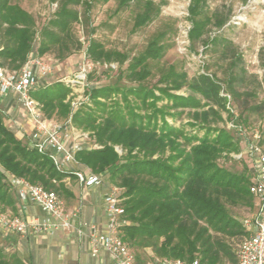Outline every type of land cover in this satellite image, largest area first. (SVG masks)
Wrapping results in <instances>:
<instances>
[{"label":"trees","instance_id":"16d2710c","mask_svg":"<svg viewBox=\"0 0 264 264\" xmlns=\"http://www.w3.org/2000/svg\"><path fill=\"white\" fill-rule=\"evenodd\" d=\"M49 1L57 5L56 10L36 30L29 12L12 0H0V65L9 72L20 71L34 53L36 38L35 54L39 57L50 53L64 60L81 47L72 27L81 22L79 7L86 13L89 2ZM207 1L189 2V41L202 40L204 44L221 48L223 54H235L231 42L221 36L202 39L209 27L221 29L228 20L227 16L209 11ZM128 2L119 0V5ZM136 2L139 9L134 17V29H140L158 15L160 5L152 0ZM163 37V33L152 37L145 49L130 60L126 53L107 50L95 40L88 42L85 51L93 62L123 65L128 61L123 77L136 82V86H89L84 94L92 105L84 102L73 113L66 101L70 89L63 83H50L30 95L41 105L43 117L54 122L70 118L77 129L88 132L89 139L97 146L77 152L75 160L90 172L105 175L108 183L121 189V205L130 222L123 228L122 238L129 243L137 262L154 258L236 264L237 247L246 234L241 220L256 208L250 192L253 169L242 167L231 171L218 161L240 152L242 139L238 129L245 121L226 105L230 101L241 102L249 82L244 71L236 73L239 59L234 58L223 87L229 100L220 94L221 83L213 77L200 74L189 81L185 72L173 66L160 75L155 86L147 88L141 83L152 74L149 61H159L165 52ZM182 88L190 94L172 93ZM113 95H120L121 101L112 100ZM129 96H133L134 103ZM163 100L166 103L158 107L157 102ZM185 109L189 110V125L202 130V135L185 134L166 121L169 110H180L178 115H181ZM263 110L262 105L256 109ZM222 112L234 124L233 132L218 126L224 122ZM259 136L258 145L264 152V130ZM115 147H120L122 153H117ZM10 177L39 184L64 201L72 196L66 181L70 184L76 180L73 173L57 170L49 154L17 138L0 109V207L15 215L17 197L9 183ZM238 209H244L245 216L239 217ZM1 239L0 234V244ZM230 241H237L235 248ZM0 264L23 263L0 245Z\"/></svg>","mask_w":264,"mask_h":264},{"label":"rangeland","instance_id":"374dc122","mask_svg":"<svg viewBox=\"0 0 264 264\" xmlns=\"http://www.w3.org/2000/svg\"><path fill=\"white\" fill-rule=\"evenodd\" d=\"M90 7L84 13V8L79 7L80 21L72 27L74 36L81 43V47L69 55L64 60L56 59L53 54H45L41 58L49 63L53 69V75L50 77L51 83L60 82L69 87L70 93L67 102L70 111L75 112L80 106L91 102L85 98V90L89 86H108L118 85L120 87L136 86V82L127 81L123 75L127 66L126 61L123 65L117 62L100 63L93 62L86 54V46L90 40H95L103 45L107 50H117L126 53L128 60L138 56L147 46L152 37L158 33H163L161 41L165 45V52L159 61H149L151 76L148 77L142 85L151 88L157 84L160 75L173 66L177 71H183L187 79L193 80L200 74L213 77L221 83L220 94L229 97L223 90L224 80L230 73L231 64L234 58H238L235 67L236 73L245 72V77L249 82L246 91L242 92V101L233 103L230 101L226 106L234 111L235 115L241 116L244 122L242 129L238 134L241 137L240 152L231 154L219 159V164L231 171H239L242 167L250 169L253 167V158L248 153V142L252 141L255 133L259 135L264 130V110L257 112L256 109L261 105L264 107V0H208L207 8L211 12H216L222 16H227L228 20L221 29L209 27L203 40L213 38L218 35L231 42L235 54L231 52L223 54L221 48L214 47L202 40L191 43L189 41L188 31L191 24L188 20V5L190 0H152L160 5V11L150 22L140 29H134V17L138 12L136 0H129L124 6L119 5V0H110L106 3L96 2L95 0H86ZM12 3L18 4L22 9L29 12L34 20L36 30H39L46 21L52 17L57 5L50 3L49 0H12ZM38 39L34 43L33 52L36 53ZM87 59L93 62L92 70L89 72L85 84L75 79L78 73V66ZM242 69V70H241ZM77 81V82H76ZM160 86V85H159ZM156 95L158 92H155ZM176 95L187 96L189 90L182 88L179 91H172ZM197 99L201 96L195 95ZM112 100L121 101L120 95H113ZM128 99L134 103L133 96ZM202 102H204L202 100ZM165 100L157 102V106L164 105ZM180 110H169L165 115L166 121L174 127L181 128L185 134L202 135L203 131L197 127H191V120L188 116V109H185L181 115ZM27 117L21 112L12 117V130L17 138H22L26 130L24 119ZM224 122H219V127L233 132L234 124L227 119V114L222 112ZM6 120L7 117H6ZM10 121V122H11ZM8 122V121H7ZM60 124H66L67 121H55ZM73 132L78 134H88V132L77 129L74 124H70ZM238 126V125H237ZM235 129V128H234ZM72 132V131H70ZM69 141V140H68ZM70 142V141H69ZM83 150H88L93 141L85 139L79 140ZM117 153L121 154L120 147H115ZM67 172L82 171L83 167L74 163L69 164ZM102 190L95 193H102L107 182L106 176ZM72 193H79L75 182L67 184ZM90 193H93L90 191ZM66 197L65 200H68ZM9 210L0 207V214H7ZM239 217L245 216L244 209L236 211ZM233 247H236L237 241H230Z\"/></svg>","mask_w":264,"mask_h":264},{"label":"built area","instance_id":"2783aa9c","mask_svg":"<svg viewBox=\"0 0 264 264\" xmlns=\"http://www.w3.org/2000/svg\"><path fill=\"white\" fill-rule=\"evenodd\" d=\"M84 60L74 76L82 84H85L87 75L94 66L93 62L85 58ZM52 75L51 65L35 53L28 56L18 73H11L0 65V97L12 96L18 109L27 116L33 126L30 133L31 146L41 153L49 154L57 170L67 172L66 167L69 164L78 165L75 154L83 150L79 140L85 139L89 142V135L73 132L75 130L70 126V118L66 124H60L43 117L41 105L31 97L30 93L49 85ZM241 130L239 129V133L242 132ZM259 137V134L255 133L252 141L248 142V153L254 161L250 192L256 208L241 220L246 234L237 247L236 264H264V152L258 145ZM95 147L97 146L91 145L88 150ZM71 173L83 190L88 187L104 186L103 174L92 173L86 168ZM9 183L22 205L21 208L24 209L27 202L31 203L41 211L42 216L33 215L24 218L11 213L0 214L2 237L10 234L24 236L29 232L34 235L51 234L72 228L73 221L79 214L77 208L68 209L65 201L56 193L47 191L39 184H30L23 178L10 177ZM101 201L105 222L99 228L92 225L87 235L91 257L105 253L111 257L112 264H199L197 260L159 261L154 258L142 263L137 262L129 243L122 238V230L129 226L130 222L125 217L121 205V189L116 185L106 186L101 194Z\"/></svg>","mask_w":264,"mask_h":264},{"label":"crops","instance_id":"0c3cea01","mask_svg":"<svg viewBox=\"0 0 264 264\" xmlns=\"http://www.w3.org/2000/svg\"><path fill=\"white\" fill-rule=\"evenodd\" d=\"M0 109L8 119L7 126L12 130L13 126L9 125L12 123V117L20 112L23 114V112L18 109L12 96L0 97ZM24 125L26 130L22 134V138L19 139L31 144L30 133L33 126L27 117L24 119ZM74 182L79 193H71L72 196L65 200V204L68 209L77 208L79 214L74 219L70 230H59L51 234L39 233L37 235L29 232L24 236L10 234L2 237L1 247L6 252L15 254L23 264H112L111 257L105 253L91 257L87 243L90 227L95 225L99 228L105 222L101 201L102 193H95L102 190L103 187H88L83 190L76 180ZM66 184H69L68 180ZM21 206L16 198L17 211L15 215L24 218L33 215L42 216L41 211L31 203L27 202L24 209ZM8 212L10 213V211Z\"/></svg>","mask_w":264,"mask_h":264}]
</instances>
